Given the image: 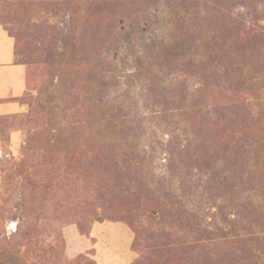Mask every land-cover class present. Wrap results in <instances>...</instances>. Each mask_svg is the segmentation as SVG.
<instances>
[{
    "label": "rangeland",
    "instance_id": "1",
    "mask_svg": "<svg viewBox=\"0 0 264 264\" xmlns=\"http://www.w3.org/2000/svg\"><path fill=\"white\" fill-rule=\"evenodd\" d=\"M1 33L0 264H264V0H0Z\"/></svg>",
    "mask_w": 264,
    "mask_h": 264
},
{
    "label": "crops",
    "instance_id": "2",
    "mask_svg": "<svg viewBox=\"0 0 264 264\" xmlns=\"http://www.w3.org/2000/svg\"><path fill=\"white\" fill-rule=\"evenodd\" d=\"M13 40L6 34H0V113L8 114L15 110L17 104L10 98L19 97L26 88L25 66L14 59ZM11 143H15L18 134H9Z\"/></svg>",
    "mask_w": 264,
    "mask_h": 264
},
{
    "label": "trees",
    "instance_id": "3",
    "mask_svg": "<svg viewBox=\"0 0 264 264\" xmlns=\"http://www.w3.org/2000/svg\"><path fill=\"white\" fill-rule=\"evenodd\" d=\"M198 233V232H197Z\"/></svg>",
    "mask_w": 264,
    "mask_h": 264
}]
</instances>
